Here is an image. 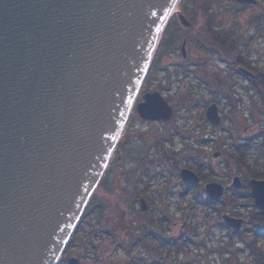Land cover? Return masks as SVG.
Instances as JSON below:
<instances>
[{
	"label": "water",
	"instance_id": "obj_1",
	"mask_svg": "<svg viewBox=\"0 0 264 264\" xmlns=\"http://www.w3.org/2000/svg\"><path fill=\"white\" fill-rule=\"evenodd\" d=\"M175 1L0 0V264L58 263ZM136 110L152 120L174 113L158 90ZM181 175L199 180L189 168ZM206 187L211 197L222 192ZM252 187L264 208V181Z\"/></svg>",
	"mask_w": 264,
	"mask_h": 264
},
{
	"label": "flooded vegetation",
	"instance_id": "obj_2",
	"mask_svg": "<svg viewBox=\"0 0 264 264\" xmlns=\"http://www.w3.org/2000/svg\"><path fill=\"white\" fill-rule=\"evenodd\" d=\"M182 25L184 86L197 85L203 94L209 95L204 111L198 113L207 124L199 131H205L207 126L220 128L212 139L217 141L213 159L220 162L212 166L213 176L197 170L199 180L187 181L181 175L183 187L177 194L184 197L185 181L188 188L194 187V199L213 205L216 222L224 232V246L231 253L222 264H264V208L256 203L252 187V180L264 181V0H184ZM242 90L248 91L250 104L245 107L248 111L238 112L237 105L244 102ZM221 99L227 104L225 111ZM213 104L217 111L209 115L207 109ZM222 132L227 134L224 145L220 144ZM106 179L102 176L99 182ZM209 182L217 183L221 189L217 197L209 195L206 187ZM116 184L117 190L111 194L136 199L138 207L133 208V216L106 214L100 207L104 203L93 191L71 235L62 264H68L70 256L78 258L76 264H85L83 250L88 243L96 255L107 250L111 256L117 253L115 250L122 249V253H117L122 264H166L164 254L169 249L166 254L170 256L169 246L183 248L186 239L195 242L194 236L184 235V220L171 218L166 207L151 210L153 196L161 197L164 202L168 194L165 183L157 191H150L149 182L141 178L129 180L127 186ZM236 199L249 200L252 209L238 210ZM112 210L118 211L115 207ZM181 211L184 216V207ZM228 217L241 219V224H230ZM238 241L246 245L248 255L239 257L236 248L230 250ZM110 258L105 264H110Z\"/></svg>",
	"mask_w": 264,
	"mask_h": 264
},
{
	"label": "rangeland",
	"instance_id": "obj_3",
	"mask_svg": "<svg viewBox=\"0 0 264 264\" xmlns=\"http://www.w3.org/2000/svg\"><path fill=\"white\" fill-rule=\"evenodd\" d=\"M177 11L178 14L176 15ZM174 16L162 32L146 76L138 91L137 98H135L132 112L103 173V176L108 177V179L98 182L99 184L94 188V194L97 199L99 198V201L104 203L100 207L106 210V214L116 213L122 217L124 213L127 216L128 214L133 216V212H135L133 208L138 207L135 205L136 199L134 197L121 198L120 195L111 194L117 190L118 185L116 183L127 186L129 180L141 178V181L149 182L150 191L162 188L161 184L165 183L168 194L164 198V202L161 197L153 196L151 210L153 211L156 207H166L171 218L184 220V235L188 233L195 238V242L186 239L183 248H178L176 245L169 246L171 249L170 256L168 257L166 254L169 249L164 254L166 264H201L206 261L222 264L224 257L230 256L231 253L224 246V232L216 222L217 214L212 208L213 205L207 204L203 200L199 202L194 199L192 195L194 187L188 188L185 181L184 191L186 193H184V197L177 194V191L183 187L181 177L183 167L193 170L196 174H198L197 170L209 176H213L215 173L212 166L219 165L220 160L213 159L217 141H212V139L214 134L220 131V128L206 125L205 131H199L202 125L207 124L202 119V115H198V113L204 111L203 106L206 105L209 95L206 92L205 94L202 93L193 77L196 87L184 86V58L180 51L184 32L182 27L184 0L179 1ZM153 90L160 91L172 105L174 113L171 118L167 120H144L139 115L136 110L137 103L143 99V94L146 91ZM239 91L241 92V90ZM242 93L244 102L237 105L236 111L238 112L248 111V108L245 109V107L250 104L248 91L242 90ZM226 107L227 104L222 101V110L225 111ZM249 108L251 107L249 106ZM184 133L187 134V138H184ZM219 137L222 140L220 144L224 145V142L227 141L225 138L227 134L222 132ZM185 186H187L186 189ZM235 201L236 208L242 212H246L248 208L252 209L249 200L236 199ZM244 204L246 207L241 206ZM112 207L118 211H113ZM183 207L184 216H182L181 211ZM233 208L230 207V209ZM172 234L176 235L174 231ZM69 244L68 242L57 264L62 261ZM88 245L83 250L85 264H105L109 257L112 259L110 264H122V261L118 260L117 254L122 253V249L115 250L117 253L111 254V256L107 250L106 253L100 251L96 255L92 254L91 245L89 243ZM231 248V251L237 249L236 255L239 257L249 254L246 245L241 241L232 245ZM157 249L159 251L160 248ZM134 260L136 263V259Z\"/></svg>",
	"mask_w": 264,
	"mask_h": 264
},
{
	"label": "bare ground",
	"instance_id": "obj_4",
	"mask_svg": "<svg viewBox=\"0 0 264 264\" xmlns=\"http://www.w3.org/2000/svg\"><path fill=\"white\" fill-rule=\"evenodd\" d=\"M179 1H180V0H176V1H175V4H174V6H173V8H172V10H171V13L176 11V8H177V6H178ZM171 13H170V14H171ZM165 25H166V20L161 24V27H160V30H159V32H158L157 38H156V40H155V43H154L153 49H152V51H151V56H152V57H153L154 52H155V50H156V48H157V46H158V44H159L160 38H161V36H162V32H163L164 29H165ZM152 57H150V59H149V61H148V64L151 62V58H152ZM147 67H148V66H147ZM142 82H143V79H142ZM142 82H141V84H142ZM140 87H141V85H140ZM134 102H135V98H133V99L130 101V103H129V106H128V109H127V112H126V118H125V120H124V122H123L121 132L124 130V127H125V125H126V123H127V121H128L129 115H130V113L132 112V108H133V106H134ZM114 148H115V146H113V148H112V150H111V152H110L109 160H108V161H110V158H111V156H112V153H113V151H114ZM62 251H63V249H62ZM62 251H61V252H62ZM60 255H61V254H59V256H60ZM59 256L57 257V259H59Z\"/></svg>",
	"mask_w": 264,
	"mask_h": 264
},
{
	"label": "trees",
	"instance_id": "obj_5",
	"mask_svg": "<svg viewBox=\"0 0 264 264\" xmlns=\"http://www.w3.org/2000/svg\"><path fill=\"white\" fill-rule=\"evenodd\" d=\"M173 16H174V15H173ZM174 17H175V16H174ZM174 17H172V18L170 19L169 23L173 20ZM165 34H166V31H165ZM165 34H164V37H165ZM164 37H163V39H164ZM162 41H163V40H162ZM64 259H65V258L63 257L62 261H64ZM62 261H61V264H62Z\"/></svg>",
	"mask_w": 264,
	"mask_h": 264
}]
</instances>
